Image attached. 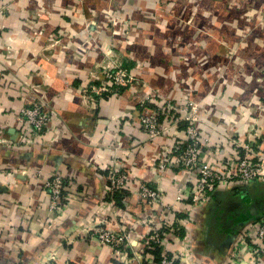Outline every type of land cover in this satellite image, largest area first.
Instances as JSON below:
<instances>
[{
  "label": "crops",
  "instance_id": "0c3cea01",
  "mask_svg": "<svg viewBox=\"0 0 264 264\" xmlns=\"http://www.w3.org/2000/svg\"><path fill=\"white\" fill-rule=\"evenodd\" d=\"M112 68L145 89L84 101L81 90ZM151 91L198 105L208 139L200 163L242 157L245 144L255 159L264 154V0H0V264H160L147 239L162 217L174 227L165 242L176 264L230 262L250 222L264 217V179L167 213L188 174L158 164L184 150L186 124L163 115L161 136L148 140L137 120ZM36 103L51 122L33 146H19L20 108ZM120 171L163 203L110 191ZM53 174L66 180L59 212L43 188ZM99 227L128 230L125 251L100 245ZM249 236L256 254H239V264H264V243Z\"/></svg>",
  "mask_w": 264,
  "mask_h": 264
},
{
  "label": "built area",
  "instance_id": "2783aa9c",
  "mask_svg": "<svg viewBox=\"0 0 264 264\" xmlns=\"http://www.w3.org/2000/svg\"><path fill=\"white\" fill-rule=\"evenodd\" d=\"M104 82L99 84H90L81 90V97L88 102H101L109 94L118 92L124 88H135L137 92L143 91L145 85L134 74L123 68H112L103 72ZM154 91L147 94L140 101L142 113L137 123L140 130L148 140H154L161 136L165 128L161 127L162 116L174 117L171 125L180 123L186 124V147L184 150L159 160L160 170L179 169L185 171L187 175L186 182L180 184L173 195L174 205L166 209V212H175L180 210L185 202L189 203L187 212L203 208L210 199L216 197L220 191L232 193L235 187H244L252 182L264 179V154L256 159L253 155V149L249 144L240 145L244 152L242 157H235V154H229L225 160L217 167L210 164L200 163L199 157L201 149L207 146L208 139L201 136L199 132V107L193 100L182 102H173L169 99H162L158 106L150 108L148 103L155 99ZM94 103H92V106ZM51 114L44 104L36 103L31 106L20 108L18 123L20 128L16 134L19 146H33L36 140L42 135L45 128L51 122ZM174 127V126H173ZM178 127V126H177ZM167 128V127H166ZM177 129V128H175ZM6 143L5 140H0ZM231 143L237 144L234 139ZM253 156V157H252ZM254 158V159H253ZM42 170H36L40 175ZM131 177L127 171L115 172L109 177V190L122 193L131 191L138 202H147L150 206H157L163 203V194L145 184L138 186L131 185ZM66 180L61 174L51 175L43 185L44 191L49 197L48 209L50 212H59L64 199V188ZM164 216V214H162ZM249 228L254 233V237L259 243H264V217H260L250 222ZM174 227L169 220L162 217L160 229L153 230L148 236L147 242L149 248L158 247L161 251L160 264H176L175 256L171 255L165 237L167 233L173 231ZM240 236L234 244L230 262L228 264H239L241 253H249L252 256L256 254L255 249L249 244L251 233ZM130 232L119 228L117 230L99 227L96 229L97 240L100 245L108 247L114 254H121L125 251L127 243L129 244ZM182 258V256H180Z\"/></svg>",
  "mask_w": 264,
  "mask_h": 264
},
{
  "label": "trees",
  "instance_id": "16d2710c",
  "mask_svg": "<svg viewBox=\"0 0 264 264\" xmlns=\"http://www.w3.org/2000/svg\"><path fill=\"white\" fill-rule=\"evenodd\" d=\"M232 193L235 194V188L232 190ZM153 251H156V252L161 253L160 249L158 247H156V246L154 247V250Z\"/></svg>",
  "mask_w": 264,
  "mask_h": 264
}]
</instances>
